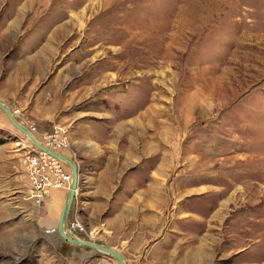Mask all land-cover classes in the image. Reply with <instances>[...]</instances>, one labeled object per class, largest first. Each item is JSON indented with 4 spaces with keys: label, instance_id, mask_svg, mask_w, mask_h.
<instances>
[{
    "label": "rangeland",
    "instance_id": "obj_1",
    "mask_svg": "<svg viewBox=\"0 0 264 264\" xmlns=\"http://www.w3.org/2000/svg\"><path fill=\"white\" fill-rule=\"evenodd\" d=\"M0 102L77 166L75 238L264 264V0H0ZM0 140V264H117L51 227L71 181L32 198L39 151L1 110Z\"/></svg>",
    "mask_w": 264,
    "mask_h": 264
},
{
    "label": "water",
    "instance_id": "obj_2",
    "mask_svg": "<svg viewBox=\"0 0 264 264\" xmlns=\"http://www.w3.org/2000/svg\"><path fill=\"white\" fill-rule=\"evenodd\" d=\"M0 110L6 115L10 124L15 129H17L19 132L24 134L39 152L45 153L46 155L63 162L71 170V183L66 193L64 204H63L61 214H60V217L57 223L56 231H57L58 236L71 245L87 247L95 253H103V254L111 256L117 262V264H125L123 257L120 256L117 252H115L111 248L103 246V245H98V244H95L89 241L77 239L69 231L68 218H69L72 203L77 193L78 182H79V171L75 163L72 160H70L68 157L60 153H56L48 149L47 147H45L43 144H41L28 129L20 125L15 120L11 110L7 106L2 104L1 102H0Z\"/></svg>",
    "mask_w": 264,
    "mask_h": 264
},
{
    "label": "built area",
    "instance_id": "obj_3",
    "mask_svg": "<svg viewBox=\"0 0 264 264\" xmlns=\"http://www.w3.org/2000/svg\"><path fill=\"white\" fill-rule=\"evenodd\" d=\"M58 162V160L41 152H39L37 159L28 162V176L33 188L32 198L37 202H40L42 195L50 189L60 187L64 181L68 180L69 182L70 176L68 179L65 178L57 166ZM49 173H53V180L55 181L51 180ZM69 231L72 232L71 225Z\"/></svg>",
    "mask_w": 264,
    "mask_h": 264
},
{
    "label": "crops",
    "instance_id": "obj_4",
    "mask_svg": "<svg viewBox=\"0 0 264 264\" xmlns=\"http://www.w3.org/2000/svg\"><path fill=\"white\" fill-rule=\"evenodd\" d=\"M64 194H65V192H63L62 196H64ZM62 196H61V197H62ZM52 197H60V196H59V193H57V194H53V195H50V196L48 197V200H51ZM64 200H65V198H64ZM64 200H63V198L61 199V201H63V202H64ZM49 212H50L51 214H55V209H52V208H51ZM52 224H54V225H52ZM51 225H52L51 227H54V226L56 227L57 222H55V223H51ZM51 227H49V228H51Z\"/></svg>",
    "mask_w": 264,
    "mask_h": 264
},
{
    "label": "bare ground",
    "instance_id": "obj_5",
    "mask_svg": "<svg viewBox=\"0 0 264 264\" xmlns=\"http://www.w3.org/2000/svg\"><path fill=\"white\" fill-rule=\"evenodd\" d=\"M42 153V152H41ZM45 154V153H44ZM69 181H71V177L69 178ZM70 184V183H69Z\"/></svg>",
    "mask_w": 264,
    "mask_h": 264
},
{
    "label": "trees",
    "instance_id": "obj_6",
    "mask_svg": "<svg viewBox=\"0 0 264 264\" xmlns=\"http://www.w3.org/2000/svg\"><path fill=\"white\" fill-rule=\"evenodd\" d=\"M2 144L1 140H0V145Z\"/></svg>",
    "mask_w": 264,
    "mask_h": 264
}]
</instances>
